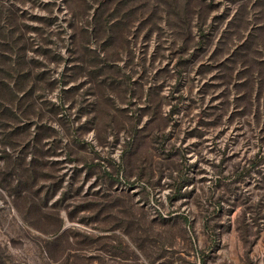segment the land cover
Wrapping results in <instances>:
<instances>
[{"label": "rangeland", "instance_id": "rangeland-1", "mask_svg": "<svg viewBox=\"0 0 264 264\" xmlns=\"http://www.w3.org/2000/svg\"><path fill=\"white\" fill-rule=\"evenodd\" d=\"M0 264H264V0H0Z\"/></svg>", "mask_w": 264, "mask_h": 264}]
</instances>
